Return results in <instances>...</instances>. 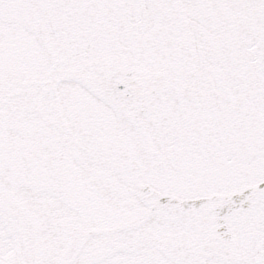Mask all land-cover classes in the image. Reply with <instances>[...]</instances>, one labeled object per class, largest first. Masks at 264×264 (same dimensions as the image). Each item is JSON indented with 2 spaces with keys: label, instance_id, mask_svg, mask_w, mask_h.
<instances>
[{
  "label": "snow or ice",
  "instance_id": "snow-or-ice-1",
  "mask_svg": "<svg viewBox=\"0 0 264 264\" xmlns=\"http://www.w3.org/2000/svg\"><path fill=\"white\" fill-rule=\"evenodd\" d=\"M0 264H264V0H0Z\"/></svg>",
  "mask_w": 264,
  "mask_h": 264
}]
</instances>
